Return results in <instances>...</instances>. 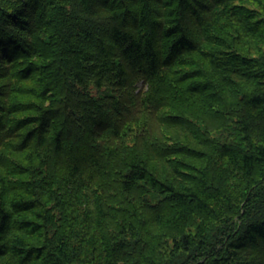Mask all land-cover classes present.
Instances as JSON below:
<instances>
[{
	"label": "trees",
	"instance_id": "obj_1",
	"mask_svg": "<svg viewBox=\"0 0 264 264\" xmlns=\"http://www.w3.org/2000/svg\"><path fill=\"white\" fill-rule=\"evenodd\" d=\"M262 9L0 0V264H264Z\"/></svg>",
	"mask_w": 264,
	"mask_h": 264
},
{
	"label": "clouds",
	"instance_id": "obj_2",
	"mask_svg": "<svg viewBox=\"0 0 264 264\" xmlns=\"http://www.w3.org/2000/svg\"><path fill=\"white\" fill-rule=\"evenodd\" d=\"M262 12H264V9H262ZM54 14V12L52 13ZM105 16L108 15V13H104ZM45 106L48 105L47 101L43 102ZM54 131V130H53ZM52 132L49 133V136L51 137ZM129 147H131V145H129ZM224 163V162H223ZM235 179V178H232ZM232 179L226 181L225 183L231 185L232 184ZM226 191H232L231 188L226 189ZM233 195L235 196L236 193H233ZM243 200V197H241V202ZM210 207L214 208L216 210V216L214 219H212V223L216 224L218 227H226L225 224V218L231 216L233 220L236 219V212L235 210L233 211H228L226 210V208L224 207L225 205V201L223 200V198H221L220 201H216V200H211L210 202ZM141 215H144V211L143 209L140 210ZM195 215V214H194ZM203 217H196V223H199L200 220ZM240 221H237V223H239ZM147 227H152V225H148ZM194 227V226H193ZM187 230V229H185ZM234 231L235 229H229ZM177 235H179V232H176ZM147 238V237H146ZM207 240L210 241V243H208L205 247L200 248V249H195V245H193V247L185 250L183 247L176 249L175 252L173 253L171 251L172 249V245L171 243H169V245L167 247H164L163 249V255H160V260L161 261H177V264L180 260H185L186 258H188L189 253H193V258L188 259L187 260V264H197L198 261H202L205 259V256L207 255L208 249L212 246V244L215 243L214 239L212 236H208ZM216 247H219V245H216ZM195 249V252L193 251ZM161 252V249L158 248L157 249V255H159V253ZM196 252H199V255H196ZM221 255L227 256L228 253L227 252H222ZM261 253L259 252V250H253L251 248H244L243 250L239 251L238 255H234L231 257V260L229 261V264H253V262L257 259L261 258ZM133 259H136V257L134 256ZM209 260L212 259V257L208 258ZM207 264V262H206Z\"/></svg>",
	"mask_w": 264,
	"mask_h": 264
}]
</instances>
